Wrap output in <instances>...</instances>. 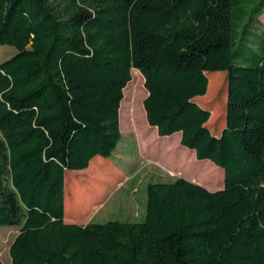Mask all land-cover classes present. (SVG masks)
I'll return each instance as SVG.
<instances>
[{
  "label": "trees",
  "instance_id": "16d2710c",
  "mask_svg": "<svg viewBox=\"0 0 264 264\" xmlns=\"http://www.w3.org/2000/svg\"><path fill=\"white\" fill-rule=\"evenodd\" d=\"M263 14L264 0H0V34L23 21L48 46L0 62V226L19 229L10 264H264ZM134 72L148 126L179 133L223 171L222 188L149 183L140 222L66 223L65 173L112 156ZM218 72L227 104L214 136L196 99ZM79 188L70 217L96 196Z\"/></svg>",
  "mask_w": 264,
  "mask_h": 264
},
{
  "label": "rangeland",
  "instance_id": "374dc122",
  "mask_svg": "<svg viewBox=\"0 0 264 264\" xmlns=\"http://www.w3.org/2000/svg\"><path fill=\"white\" fill-rule=\"evenodd\" d=\"M260 20L264 29V14ZM1 26L2 23H0ZM18 27L16 29L13 23L8 22L1 32L0 62L23 51H34L40 56L46 54L48 48L46 41L33 40L25 22L22 21ZM218 73L221 74L217 78L220 86L217 89L211 88L207 98L196 99L200 106L210 111V116L212 113L208 129L214 136H219L225 127L227 104V72ZM128 84L127 88L125 87L126 99L124 98L123 103H120L122 109H120L121 139L112 156L107 159L100 158L103 162L92 164L90 170L86 172L65 173L64 218L72 212L68 208L72 190L75 191L77 186L86 188L91 183L94 184L96 190L95 198L84 210L73 212L80 217L81 222L85 221L87 224L90 222L103 224L113 220L142 221L146 186L149 183H167L177 178L187 180L192 179L190 178L192 176L205 183L207 187L212 184H221L219 188H210L211 191L222 188L223 171L220 168L218 170V167L210 161H198L193 151L180 145L179 133L159 137L156 130L146 124L142 106L146 92H144L142 76L134 72L132 81ZM136 143H138L140 154L137 153ZM119 162L123 164L122 167L118 165ZM115 170H121L123 173H115ZM99 201L101 206L91 210L89 216L85 215L88 209H91V205ZM18 232L17 227L0 226V261L2 264H10L9 248Z\"/></svg>",
  "mask_w": 264,
  "mask_h": 264
},
{
  "label": "crops",
  "instance_id": "0c3cea01",
  "mask_svg": "<svg viewBox=\"0 0 264 264\" xmlns=\"http://www.w3.org/2000/svg\"><path fill=\"white\" fill-rule=\"evenodd\" d=\"M131 84V83H130ZM129 85V84H128ZM145 90V89H144ZM125 90H123V99H122V101L124 100V94H125ZM144 92H146V91H144ZM145 97H146V95H145ZM121 101V104L123 103ZM120 104V105H121ZM119 114H120V108H119ZM144 119H145V115H144ZM145 121H146V119H145ZM146 124H147V122H146ZM121 123H120V116H119V131H120V134H121ZM148 125V124H147ZM150 128H152V127H150ZM153 129H155V128H153ZM156 130V129H155ZM136 142V141H135ZM137 144V146H138V143H136ZM137 146H136V148H137ZM138 150H140L139 149V146H138V148H137V153L138 154H140V152L138 151ZM195 156V155H194ZM101 162H103L101 159H100V157H94L91 161H90V163H89V166H88V168H86L85 170H82L81 172H86V170H90L89 168H90V166L92 165V164H95V163H101ZM118 165H120V167H122V163H120L119 162V164ZM214 165V164H213ZM215 166V165H214ZM216 167V166H215ZM117 168V167H116ZM218 170H220L219 168H218ZM79 172V171H78ZM115 173H123L121 170H115ZM190 178H192V179H187V181H189V182H191V183H194V184H196V185H199V186H202V187H204L205 189H207L208 191H211V189L210 188H219V185H221V184H216V185H210L209 187H207L206 185H205V183H202L201 181H199V180H196V178L195 177H192V176H190ZM186 180V179H185ZM211 192H214V191H211ZM95 202H96V200H95ZM145 203H146V201H144V206H145ZM93 205V206H92ZM91 205V209H88V211L86 212V214L85 215H87V216H89V213H91V210H93L94 208H99L100 206H101V202L99 201V202H97L96 204H92ZM142 216H144V212H143V215ZM141 216V217H142ZM126 219H129V220H132V219H130L129 217H126ZM86 220H88V219H86ZM64 221L66 222V223H71V224H78V225H86L87 224V222H81V220H80V217H70V216H68V217H65L64 218ZM89 221V220H88Z\"/></svg>",
  "mask_w": 264,
  "mask_h": 264
}]
</instances>
